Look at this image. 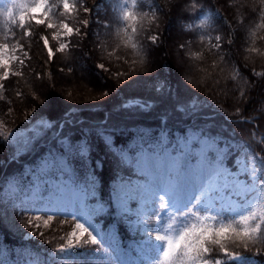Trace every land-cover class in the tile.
Segmentation results:
<instances>
[{
  "label": "trees",
  "instance_id": "1",
  "mask_svg": "<svg viewBox=\"0 0 264 264\" xmlns=\"http://www.w3.org/2000/svg\"><path fill=\"white\" fill-rule=\"evenodd\" d=\"M92 1L95 0H73L75 13L83 10L85 5ZM50 2L56 5L55 16L69 15V12H63L65 9L62 0ZM102 2L103 9L111 16L109 19L122 21L124 15L129 12L124 0ZM152 2L153 7H157L156 21L157 16H163L158 29L166 35L164 42H169L175 29L172 28L171 22H177L179 27L184 18L186 23L182 25L181 42H184L185 33L190 34L193 38L185 42L187 45L195 41L219 55V69L212 76V89L204 91L198 88L189 100H182L179 98L181 95L177 96L180 69L174 68L166 59L162 63V72L154 76V84L159 91L156 95L154 91L151 96L156 99L153 105L144 102V98L139 101L137 98H125L123 95L121 105L122 101L114 106L112 100L107 103V107L103 106L97 110L69 101L58 106L60 113L65 109L66 113L55 116L52 121L58 123V128L54 126L52 130L50 113H47L46 108L37 113L34 111L33 115V112H28L22 119H16L13 128L5 127L1 118H6L2 116V112L6 113V102L2 100L4 96L0 92V264H52L46 249L24 239L25 234L9 227L5 221V215L11 211L34 214V202L28 196L32 194L36 183L46 178L63 177L80 186L88 201H93L96 197L107 199L114 185L113 181L133 170L135 152L155 139L154 135L146 133L150 127L159 129L156 132H160L165 125L166 133L176 144H179L181 131L187 127L203 129L197 130L200 136L214 138L218 144L223 143L214 136L225 135L234 139L235 148L243 157L252 159L259 171L264 166V150L260 140L241 130L242 128L254 133H264V0H182L181 8L177 7L175 10L173 5L177 2L172 0ZM139 7L140 2L132 7V11L138 10ZM206 11L213 13L212 22L204 23L200 20V14ZM39 26L41 25L32 28L27 26L31 33L28 35L19 30V24L14 23L11 27L9 25L7 35L11 42L19 39L22 43H31L37 40L43 48L45 44L41 37L42 32L44 37L53 40L52 32L56 27L43 31ZM122 32L117 38H122ZM215 32L221 36V45H214L209 39ZM89 36L95 38L93 33H89L83 47L65 49L58 57L56 54L55 63L64 64L65 70L73 72L77 69V55L81 54L83 62L90 64L87 72H98L99 76L105 73L114 79L108 73L109 68L105 71V68L99 67L102 61L93 55L96 49L93 48V41ZM2 37L6 39V36ZM140 43L145 48V60L151 64L153 50L157 59L161 49L156 48H163V43L157 42L156 46H153L152 42ZM162 51L167 54L166 50ZM34 68V74L37 71L44 74V62L38 61ZM117 92L119 93L118 88ZM232 95H236L240 101L237 106L231 104ZM161 99H166L168 106L174 105L173 109L160 107ZM52 105L54 104L51 102L50 110ZM142 105L146 107H141ZM170 113H173V119H170ZM23 119L28 121L24 123ZM43 121L50 123L45 126ZM113 122L118 123L114 125ZM157 126H161V129ZM107 151L112 152L115 160L119 159H113L117 163L106 160L109 155ZM40 157L50 163L48 169L43 167ZM96 221L102 227L105 239H110V229L113 233L118 232L116 238L121 258L114 262L109 261V257L115 255L111 251L110 239L108 243L102 244L103 248L99 245L94 248L88 245L74 247L72 254L75 261L83 264H147L140 252L133 248V245L141 246L142 239L131 235L117 214L112 200L110 210L104 216H96ZM131 238L138 242L133 244ZM228 247L229 251L240 256L241 260L226 258L223 253H213L224 264H264V233L257 237L256 242L249 241L247 248L233 245Z\"/></svg>",
  "mask_w": 264,
  "mask_h": 264
},
{
  "label": "rangeland",
  "instance_id": "2",
  "mask_svg": "<svg viewBox=\"0 0 264 264\" xmlns=\"http://www.w3.org/2000/svg\"><path fill=\"white\" fill-rule=\"evenodd\" d=\"M152 1L153 0H136V4L140 2V7L138 10L132 11L133 6L131 0H124L127 4V10L132 12L134 19H123L122 21L114 18L109 19L111 16L103 9L102 0L92 1L86 4L83 10L76 13L75 9H73L69 12L67 17L66 15L55 16L54 7L51 8V11H48V7L53 5V3L47 0L44 9L47 15L45 16L44 13L36 14L37 19L45 20V25H41L42 27L39 26L43 31L49 30L47 26L49 23L56 25L55 30L52 32L53 40L48 39L49 46L52 47L54 56L56 54L57 57L59 56L60 51H58V49L60 44H66L67 47L65 49L80 48L86 44L84 41L89 33H93L95 38L89 36L93 41V48L96 49L93 55H95L97 60L102 61L101 64L104 65L105 71H107L108 68L110 69L108 73L114 78L112 79L106 76L105 73L99 76L98 72L97 74L93 71L90 73L87 72L90 68V64H88V62H83V55L81 54L77 55V69L70 72L64 69V64L55 63V57H50L47 47L44 45L42 48L37 40L31 41V43H26L25 41L22 43L19 39L16 42H11L7 35V30L12 24H19V30H22L25 34L30 32L27 26L32 28L37 25L35 21L30 18V8L34 6L36 0H15L16 3L28 5L26 9L14 8V0H0V49L7 44L8 50L4 54L17 57V59L10 60L9 62L11 71L7 80L3 79L6 69L0 67V84L4 85L0 92L3 93L4 96L2 100L6 102V113L3 114L2 112V116L6 118L0 117L2 123H5V125H3L8 128H13L16 124V119H22V116L25 117L28 112H33V115L35 112L37 113V111L40 112L45 110V108L48 111L47 113H50L51 122L55 116L66 113V109L60 113L58 106L69 101L83 107L86 106V108L91 106V109L97 110L103 106L107 107V103L112 100L115 106L122 101L121 95H123L125 98H137L139 101L144 98V102L153 105L156 99L151 98V96L154 91V95L159 91V88L154 84L156 81V77L154 76L162 72V63L163 61L165 62L166 59L171 62L174 68L176 67L178 69L179 67L180 69L178 74L180 77H178L179 86L177 93V96L181 95L179 98L184 101L189 100L190 96H193L198 88L204 91L211 90L213 87L212 76H214L219 69V55L195 41L187 45L186 43L193 38L190 34L185 33V36H183L184 42H181L183 35L181 30L183 27L182 25L186 23L184 18L182 19L183 23L180 24L179 27L177 22H171L172 28L175 29L172 31L169 42H164L166 35L162 34L158 29L160 25L159 21L162 20L163 16H157L156 21L157 7H153L154 4ZM172 1L177 2L173 5L174 10L177 7L181 8L182 0ZM228 1L230 2L231 0ZM69 3L73 4V0H69ZM150 7L153 8L148 9ZM10 8L13 9L12 20L7 19L5 15H3V13ZM85 9H88V11H85ZM21 11L28 12L26 22L20 21L19 19ZM63 12L67 14V11L64 10ZM239 14L238 11V15ZM200 20L204 23L212 22L213 13L211 11H206L200 14ZM84 21H87V24H85ZM110 21L114 22V24ZM63 23H67L69 27L73 29L72 34H65L66 30L63 28ZM133 28L135 31H133ZM121 31H123L122 38H117ZM57 33L60 34L59 38H56ZM2 36H6V39ZM41 37L43 39V32ZM129 37H131V39H129ZM152 37H155V40H153ZM217 37H219V39H217ZM209 39L214 45H221V36L219 33L215 32ZM141 41L144 44L152 42L153 46H156L157 42L158 44L163 43V48H156V50L161 49L157 55V59L153 50L151 64L147 62L143 56L145 48L140 43ZM132 44H135L136 47L133 48L131 46ZM162 50H166L167 54H164ZM90 51H93V49H90ZM57 57L56 61L58 62L59 60ZM20 61H23V63H20ZM38 61L44 62V68L42 69L44 74H40L37 71L35 72L37 76H35L34 64L38 63ZM15 72H21L23 75H13L12 73ZM93 78L97 80L94 81ZM53 80L54 82H50ZM96 82L102 84V87H97ZM117 88L119 89V93L121 92L120 95L117 92ZM151 91L152 93L150 94ZM232 99L233 101H231V104L237 106V103L240 101L237 100L236 95H232ZM161 100L162 104L160 101V107L173 109L172 107L174 105L168 106L166 99ZM171 100H173V98H171ZM51 102L54 105H52L50 110ZM122 103L123 101L120 105ZM37 105L40 106L36 107ZM157 107L158 106H155V108ZM105 117L107 118L108 116L105 115ZM169 117L173 119V113H170ZM34 118L35 117H33V119ZM23 120L24 123L28 121L26 119ZM260 120L263 122L262 118ZM39 122L40 121H38V123ZM43 122L45 126L50 123L47 121ZM51 123V130L54 126L58 128V123L53 121ZM117 123L118 122H113L114 125ZM169 124L172 125V123ZM189 124L190 123L187 125L189 126ZM164 126L162 128L163 130L160 132H156L159 129L154 130L152 127L146 130L147 135H154L155 139L143 146L141 150L135 152L136 159L133 170L128 171L124 177L113 181L114 185L107 199L103 200L101 197H96L93 201H88L85 197V191L69 179L63 177L46 178L40 183H36L32 194L28 196V198L34 202V214L32 212L11 211L5 215L7 225L25 234L23 236L24 239L32 241L33 244L42 249H46L47 257L51 260L52 264H83L75 261L72 254L74 247L68 248L64 252L59 251L70 239L74 244L79 243L80 245H88L90 248L96 246L85 244L83 241H78L76 237L70 235L75 224L73 217L75 216L77 219H80L81 213L88 214L90 216V223L96 230L93 234H97V239H100L102 244L108 243L110 239V242L118 244L119 242H117L116 238L118 232L116 231L113 233V230L110 229V235L108 236L110 239L108 238L109 240H107L105 239V233L102 227L96 221V216H104L107 211L110 210V200H112L117 214L124 221L131 235L135 238L139 237L142 239V245H133V248L137 249L142 258L146 259V254L143 252V248L145 247L144 242L148 239L144 234L145 228H147L148 232L153 230V221L155 219L153 215L154 210L157 215L166 216V213L164 209H154L152 206L145 207L142 201L129 200L126 194L130 187L142 185L144 183V173L141 171V168L145 163L150 161V158L159 156L163 160L166 156L170 155L181 161L187 159L193 167H196L200 160V154L202 152H208L209 149H214L218 153L227 152L225 165L226 167L230 166V169L238 174L241 180L249 184L253 183L254 181L250 174L253 168L257 170L256 180H259L261 172L257 164H255L252 159H247L239 153V150L235 148V141L233 138L226 137L222 134H219V137L217 134L214 137L223 143L218 144L214 138H210L207 135L200 136L197 130L200 131L203 129L198 127H187L181 131L182 135L179 144H176L174 139L169 138ZM157 127L160 128L161 126ZM241 130L260 140L262 150H264V133L260 131L254 133L242 128ZM60 132L62 131L60 130ZM64 133L65 130H63V134ZM43 134L44 132L42 135ZM126 139L127 137H125V140ZM131 145H134V143H131ZM107 152L109 155L106 156V160H113L114 157L111 155L112 152ZM40 160L44 168L50 165V163L42 157H40ZM114 160L113 162L119 159L117 158L115 161ZM48 168L49 167H47V169ZM245 168H247L248 171H241ZM254 195V192L249 194V199ZM233 199L237 200L242 198L234 197ZM225 203H227V201H225ZM219 208L220 205L217 204L216 209ZM212 214L215 215L216 211H213ZM224 215L225 221L231 222V217H229L227 213ZM49 216L54 217V219L49 221L48 226H46L44 221L48 220ZM36 217H40L41 219L38 221ZM145 220L147 224L142 223V221ZM80 222L84 223L85 221L81 219ZM87 226L88 224H86V227ZM85 239H87L86 236ZM131 240L133 244L138 242V240L134 238H131ZM152 255L153 254L148 253L147 258L150 259Z\"/></svg>",
  "mask_w": 264,
  "mask_h": 264
},
{
  "label": "snow or ice",
  "instance_id": "3",
  "mask_svg": "<svg viewBox=\"0 0 264 264\" xmlns=\"http://www.w3.org/2000/svg\"><path fill=\"white\" fill-rule=\"evenodd\" d=\"M131 2L135 7L136 0ZM46 4L47 0H36L34 6L30 8V18L37 25L45 24V20L37 19L36 14L44 13L46 16L47 13L44 12ZM62 4L67 12L75 8L69 0H62ZM52 7L56 5L49 6L48 11H51ZM14 8L26 9L28 5L16 3L14 0ZM3 15L12 20L13 9H8ZM27 15L28 12L21 11L20 21L26 22ZM124 19H134L132 12H127ZM84 23L87 24V21ZM47 26L56 27L51 23ZM63 28L66 30V35L72 34L73 29L67 23H63ZM28 35L31 33L29 32ZM59 35L57 33L56 38H59ZM152 39L155 40V37ZM43 41L49 56L53 57L54 52L49 46L48 38L43 37ZM131 46L136 47L135 44ZM66 47L67 45L62 43L58 51L63 52ZM7 50V44L0 49V67L6 69L4 80H7L11 71L10 60L17 59L15 56L5 55ZM99 67L104 68V65L101 64ZM12 74L23 75L21 72ZM3 87L4 85L0 84V89ZM105 143L107 144V138ZM226 158V152L218 153L214 149H209L208 152L200 154L196 167H193L187 159L181 161L170 155L163 160L159 156L150 158V161L142 166L144 183L130 187L126 194L127 199L142 201L145 207L164 209L166 213V216L157 215L154 210L153 230L148 232L145 228L144 234L148 239L144 242L143 252L146 254L147 264H224L213 253H223L226 258L241 260L240 256L229 251L228 245L247 248L249 241L256 242L257 237L264 233V167L260 169L259 180H256L257 170L255 168L251 170L250 174L254 182L249 184L241 180L232 169L226 167ZM253 192L255 195L249 199V194ZM234 197L242 199L234 200ZM217 204L220 205L219 209H216ZM213 211H216L215 215L212 214ZM225 213L231 217V222L225 221ZM36 219L39 221L41 218L36 217ZM53 219L54 217L49 216L44 224L48 226L49 221ZM73 219L75 224L70 233L72 237L85 244L99 245L103 248L101 240L97 239V234H93L96 230L90 223L88 214L81 213L80 219L75 216ZM81 219L85 222L81 223ZM142 223L147 224V221ZM80 246L70 239L59 251L64 252L68 248ZM104 251L107 252L106 249ZM111 251L115 255L109 257L110 262L121 258L118 244L111 243ZM148 253L153 254L150 259L147 258Z\"/></svg>",
  "mask_w": 264,
  "mask_h": 264
},
{
  "label": "bare ground",
  "instance_id": "4",
  "mask_svg": "<svg viewBox=\"0 0 264 264\" xmlns=\"http://www.w3.org/2000/svg\"><path fill=\"white\" fill-rule=\"evenodd\" d=\"M93 80L96 81L97 79H94V78H93ZM96 85H97V87H102V84H100V83H97V82H96Z\"/></svg>",
  "mask_w": 264,
  "mask_h": 264
}]
</instances>
